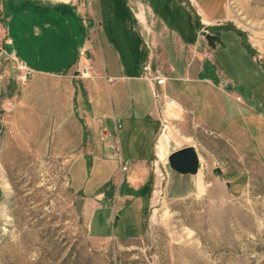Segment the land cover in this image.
I'll use <instances>...</instances> for the list:
<instances>
[{"label": "rangeland", "instance_id": "obj_1", "mask_svg": "<svg viewBox=\"0 0 264 264\" xmlns=\"http://www.w3.org/2000/svg\"><path fill=\"white\" fill-rule=\"evenodd\" d=\"M181 1L0 0V264H264V0H197L205 26ZM87 58L115 78L88 101ZM98 111L120 141L122 113L152 119L151 162L122 171Z\"/></svg>", "mask_w": 264, "mask_h": 264}, {"label": "crops", "instance_id": "obj_2", "mask_svg": "<svg viewBox=\"0 0 264 264\" xmlns=\"http://www.w3.org/2000/svg\"><path fill=\"white\" fill-rule=\"evenodd\" d=\"M185 1H187L186 3H188L189 8L193 12H195L196 16L199 19H201V22H202V24H204V26L205 25L217 24V23H220V22L225 20V18H222V19H217V18L216 19L215 18L214 19H209V18H207L206 17V13L207 12H206L205 8L201 7V5L199 4V2L197 0H183V1H181V3L179 2V5L183 7ZM202 3H205V4L208 3L209 4V0H203ZM225 8H226V6H225ZM187 12H188V10H187ZM189 14L191 16L190 12H189ZM137 18H138L139 22H142V23L144 22V19L141 16L138 15ZM190 24L192 26V30H194L193 32L195 34H197L198 32L194 28V24H193L192 20H190ZM146 29L149 30L148 28H146ZM35 31H36V29H35ZM9 44H10V39H9ZM88 48H89L88 46L87 47L85 46L84 50H87ZM90 59L91 58H87V61H85L84 63L80 64L78 66V68H76V72L74 73V78L75 79L78 78V79L83 80V81H81V89H82V92H83V97L87 101L89 100V95L92 94L91 91L94 89V87H95L94 85L98 86V82L99 81L103 82L102 80L104 78V80H105L104 82L111 83L115 79L114 77L109 76L107 74L104 77L101 76V75H98L96 70L99 68V60H97L96 58H95V61H93L92 59L90 60ZM145 69H146V67L143 66V70H145ZM103 70L106 73L107 70L105 68ZM83 71L87 72V77H85V78H82L81 76L79 77V74L81 72H83ZM92 80H99V81H96V83H94V81H92ZM143 80H144V78H143ZM165 83H166V81H164V83L160 86L159 89L162 90V92L164 93V100H171L165 94V90H164ZM171 101L176 104L178 112H182L183 111L181 109V107L178 106V104L175 101H173V100H171ZM156 109H157V107L155 105L154 111L151 113L152 116L154 114H156ZM98 116H99V111L97 112V115L93 116L94 124H95L94 130L97 131V130L100 129V134L102 135V140L103 141L107 140L108 138H110V141L112 143H115L118 146V148L120 150L119 163L121 165H122V163H127L126 161L128 159H131L134 162V165L137 166V167H144L147 163L151 162L152 155H150L148 153V150L153 148L152 145H149L150 142L151 143L153 142V134H152V136H151V134L149 135L150 138H148V141H147V138H144L141 135V131L143 130V131L148 132V128L151 125L150 122L152 121V119H150L151 120L150 122H145L147 120L148 116H144L145 119H144V117L140 119L139 116L137 114H135V113L132 116H128L125 113L124 114L122 113V117H123V119H125V123H124V125L121 128L123 130V136H122L123 138L120 141V138L118 136L117 137L110 136V133H108L107 131H104V121H101V119ZM111 119L114 122L115 130L118 131L117 128H119V126L117 125L114 116H112ZM143 122H145V123H143ZM87 125L88 124L85 121L83 123V128L86 129ZM166 127L168 128V126H166ZM166 127H164V128H166ZM133 131H137L138 133H134ZM168 133H170V131H168ZM168 133H166L165 130H162L161 134H159V136L156 138V144L154 146L155 149L157 148L160 136L163 134L162 138L160 139V149H161V151L166 150L167 146L170 143ZM132 134H133V136H132ZM136 136H139L140 140H139V143L135 145L136 139H137ZM89 140H93V138L89 137L88 140L85 142V144H87V146H89L90 149H95V147H96L95 150L98 149L100 151L103 149V147H105V149H108L107 144H105V143L97 144V143L94 142V140H93V143H91V142H89ZM98 141H99V139H98ZM121 143L124 145L123 148L121 147ZM100 145L103 146V147H101ZM189 147H191V146H189ZM171 153H169L168 156ZM154 156L158 159L156 152L154 153ZM144 180H145V178H144ZM96 198L100 199V200L102 198H104L103 193L100 192ZM95 205H97V204H95Z\"/></svg>", "mask_w": 264, "mask_h": 264}, {"label": "water", "instance_id": "obj_3", "mask_svg": "<svg viewBox=\"0 0 264 264\" xmlns=\"http://www.w3.org/2000/svg\"><path fill=\"white\" fill-rule=\"evenodd\" d=\"M207 45L211 49H215L216 44L220 42L218 37L206 33L204 36ZM168 165L171 171L179 175H196L199 169V158L195 148L185 147L172 152L168 158ZM215 174H219L220 170H216Z\"/></svg>", "mask_w": 264, "mask_h": 264}, {"label": "built area", "instance_id": "obj_4", "mask_svg": "<svg viewBox=\"0 0 264 264\" xmlns=\"http://www.w3.org/2000/svg\"><path fill=\"white\" fill-rule=\"evenodd\" d=\"M20 69L24 70L26 72V68H24L23 66H20ZM81 75H82V77H87V72L83 71V72H81ZM148 81L151 83V85H153V87L154 86L160 87L164 83L165 79H163L160 76H158L157 78H153L152 80L150 79ZM152 82H154V84H152ZM237 100H238V98H237ZM114 150L118 151L119 148L118 147H114ZM126 169H127V163H122V171H126Z\"/></svg>", "mask_w": 264, "mask_h": 264}, {"label": "bare ground", "instance_id": "obj_5", "mask_svg": "<svg viewBox=\"0 0 264 264\" xmlns=\"http://www.w3.org/2000/svg\"><path fill=\"white\" fill-rule=\"evenodd\" d=\"M173 103V102H172ZM175 109L177 108V106L175 105V106H173Z\"/></svg>", "mask_w": 264, "mask_h": 264}, {"label": "flooded vegetation", "instance_id": "obj_6", "mask_svg": "<svg viewBox=\"0 0 264 264\" xmlns=\"http://www.w3.org/2000/svg\"><path fill=\"white\" fill-rule=\"evenodd\" d=\"M214 36V35H213ZM219 44V43H218ZM218 44H216V45H218Z\"/></svg>", "mask_w": 264, "mask_h": 264}]
</instances>
